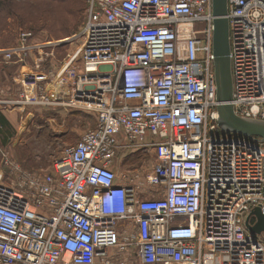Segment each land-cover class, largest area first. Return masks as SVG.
Returning <instances> with one entry per match:
<instances>
[{"label":"built area","instance_id":"obj_1","mask_svg":"<svg viewBox=\"0 0 264 264\" xmlns=\"http://www.w3.org/2000/svg\"><path fill=\"white\" fill-rule=\"evenodd\" d=\"M226 16L235 112L264 120V0H228ZM214 19L213 0H87L71 93L37 89L33 73L0 99L97 116L50 172L18 167L0 184V264H126L130 248L142 264H264V233L246 225L264 213V139L218 123ZM35 35L21 30L3 61L34 53L46 71L53 43ZM139 151L152 166L114 169Z\"/></svg>","mask_w":264,"mask_h":264},{"label":"rangeland","instance_id":"obj_2","mask_svg":"<svg viewBox=\"0 0 264 264\" xmlns=\"http://www.w3.org/2000/svg\"><path fill=\"white\" fill-rule=\"evenodd\" d=\"M2 2L3 4L0 7V50L17 45L21 30L31 31L28 28L33 27L36 32V40L32 37L29 41H36L38 43L52 42L50 51L54 48V57L56 60H59L57 61V68L49 70L51 75H58L56 77L58 79H55L53 82L54 87L50 84L49 88L59 90L62 86V80H65L69 82L70 87L69 91L64 93L70 94L73 76L67 80L65 79V77H68L66 71L69 72V75L71 74V69H69L71 68V61H68V55H78L77 60L80 57L76 52L79 50L83 36H77V34L84 19V9L80 13L79 24L77 23L74 29L66 32H58L56 30L51 33L45 27H42L44 20L41 18L43 17L45 8L51 3H53V8H55L57 2H51L50 0H2ZM30 20L32 21L30 22ZM203 26L201 25V27ZM65 59H67L66 62ZM24 65L21 64V66ZM31 67L37 76L39 73L34 68V62ZM2 68H5L4 63L0 61V69ZM81 69L82 66L80 64H74L72 71L77 74ZM49 72L47 71L48 74ZM45 81L47 80L45 79ZM41 85L38 79L37 84L33 86H37L38 89V86ZM19 89H25L24 82L17 85L16 90ZM6 97L7 99L12 98L8 93ZM19 110L23 118L22 122L25 125L24 128H27L22 134H26L16 147H4L0 144V184H16L21 175L20 170H30L39 173L50 172L53 168L54 160L62 153L64 148L79 140L81 130L93 127L97 122L96 114L88 110L65 107L51 108L47 106H37V108H24L20 106ZM138 153L129 152L126 154L128 162H130L129 165H133L137 159L139 160L137 158ZM150 156L152 155L150 154ZM141 159L139 162L144 161L146 157L143 156ZM18 167H20V170L17 169ZM110 252H113L112 255H116V249L111 248ZM119 256L120 259H126V264H142L137 255L136 248H130L125 254H119Z\"/></svg>","mask_w":264,"mask_h":264},{"label":"water","instance_id":"obj_3","mask_svg":"<svg viewBox=\"0 0 264 264\" xmlns=\"http://www.w3.org/2000/svg\"><path fill=\"white\" fill-rule=\"evenodd\" d=\"M228 0H213L214 36L213 48L215 54V74L217 83V97L220 127L232 133L247 137L264 139V120L248 119L235 112L233 99V77L231 69L230 25L228 17ZM255 216V223H251ZM247 228L252 234L264 233V213L260 206H256L247 217Z\"/></svg>","mask_w":264,"mask_h":264},{"label":"crops","instance_id":"obj_4","mask_svg":"<svg viewBox=\"0 0 264 264\" xmlns=\"http://www.w3.org/2000/svg\"><path fill=\"white\" fill-rule=\"evenodd\" d=\"M3 50V49H2ZM0 50V61H3V54L1 53ZM44 52H49L50 48H46L43 50ZM34 53L33 55L30 56V59H28L29 61L25 63L24 66H21V64H16L15 62H9V63H4V67L0 69V99H7L6 94L8 93L11 97H16L18 96V91L20 90H16L17 85H20L22 82H24L26 80V78L28 77V75H32L33 69L31 67V65H33V61H34ZM59 60H54V56H53V60L50 61V65L46 68V71L44 70L43 72H38L39 74H37V80L39 79V81L41 82L42 85L45 86V88L47 90H56L54 88H49L50 84L53 86V82L55 81V79L57 76L56 75H51V73L49 72V70L52 68L53 70H55L58 66V62ZM24 64V63H23ZM47 71L49 72V74L47 73ZM36 74V73H35ZM66 75L68 77H65V79L67 80L71 75H69V72L66 71ZM45 79L47 81H45ZM61 88H59L61 91L67 93L69 91V87L70 84L68 81L62 80L61 82ZM15 107H10L8 105H6V103H0V117H5V119H7V123H4L3 125L0 124V144H2L4 147L6 146H12V147H16V145L21 142V139L25 136L26 133L22 134L23 131H26L27 128H24V123L21 112H20V107H17L15 109H13ZM30 109V108H29ZM31 110V109H30ZM20 113V114H19ZM29 128V126H28ZM85 130H81V134L84 132ZM150 154L152 155V153L149 152H140L137 155V158H139V160L137 159V161L135 162L136 164L139 163L140 159L145 156L146 157V163L149 166H152V164L154 163L155 158L152 156H150ZM142 160V159H141ZM130 162H128V158L125 154H122L114 163L113 167L114 169H116L118 172L124 173L126 172V170L129 169V167H132L133 165H135V163L133 165H129ZM111 253V252H110ZM113 253V252H112ZM111 253V254H112ZM125 254V253H124ZM122 257V256H121ZM123 257H125L123 255Z\"/></svg>","mask_w":264,"mask_h":264},{"label":"trees","instance_id":"obj_5","mask_svg":"<svg viewBox=\"0 0 264 264\" xmlns=\"http://www.w3.org/2000/svg\"><path fill=\"white\" fill-rule=\"evenodd\" d=\"M4 1V0H3ZM51 2H57L56 7L53 8V3L47 6L44 10L43 17L44 24L42 27H45L48 31L53 33L54 31L66 32L74 29L79 24L80 13L84 9V18L85 11L87 7V0H50ZM3 4L0 0V7ZM48 8V9H47ZM32 20H30L31 22ZM84 21V19H83ZM83 23V22H82ZM35 27V26H34ZM29 30L34 31L33 27H29ZM5 117H0V124L7 123ZM95 126V125H94Z\"/></svg>","mask_w":264,"mask_h":264},{"label":"bare ground","instance_id":"obj_6","mask_svg":"<svg viewBox=\"0 0 264 264\" xmlns=\"http://www.w3.org/2000/svg\"><path fill=\"white\" fill-rule=\"evenodd\" d=\"M49 43V42H48ZM50 43H52V42H50Z\"/></svg>","mask_w":264,"mask_h":264}]
</instances>
